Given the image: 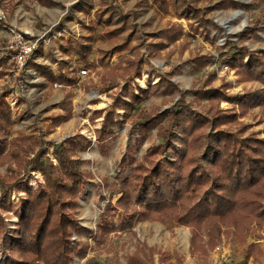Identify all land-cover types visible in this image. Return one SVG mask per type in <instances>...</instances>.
<instances>
[{
    "label": "trees",
    "instance_id": "obj_1",
    "mask_svg": "<svg viewBox=\"0 0 264 264\" xmlns=\"http://www.w3.org/2000/svg\"><path fill=\"white\" fill-rule=\"evenodd\" d=\"M150 1L158 11L172 13L179 22H170L166 29L150 34L148 44L130 49L117 63L106 59L123 53L127 46L117 47L95 62L91 61V46L80 43L73 47L68 41L64 52L76 57L77 66L62 62L63 71L57 76L48 68L36 67L52 87L60 84L70 88L63 102L55 107L62 113L48 119L46 133L10 137L15 125L14 111L7 93L0 94V168L7 166L9 172L7 180L0 176V264H73L77 258H87L93 246L102 247L114 233H130L136 238L135 226L151 218L189 229L192 256L207 257L235 237L247 245L246 259L264 258L261 246L247 243L251 237L264 241V138L259 133H247L248 127L240 121L259 108L260 122L264 123V49L250 50L229 41V50L221 55L240 83L257 82L263 87L261 91H246L240 98L227 93V84L190 90L181 92L172 107L151 115L142 108L143 104L163 88L177 90L173 77L178 68L158 74L146 67L151 68L153 61L170 59L174 52L168 50L184 39L197 35L209 39L210 21L204 18L205 11L197 7L200 0ZM5 2L0 0V9ZM246 7L232 0L217 5L222 9ZM74 8L87 15L92 11L87 1ZM95 15L99 25L103 23L105 14ZM180 21L186 22L187 31ZM98 28L90 25L91 31ZM120 32H104L102 38L117 39ZM250 34L251 31L241 35V41ZM186 49L184 46L181 54ZM7 62L8 59L0 60V79L6 74L2 68ZM214 62L213 55L194 61L198 67ZM83 69L94 72L99 82H81ZM144 75L150 77L146 88L138 83ZM153 78L157 79L154 84ZM210 78L209 85L214 77ZM79 82L85 91L92 87L112 99L109 107L96 110L90 118L92 124L101 120L94 130V139L78 133L59 144L46 141V134L72 119V89L80 86ZM189 94L193 95V102L206 99L207 108L196 110L194 103L186 100ZM223 102L231 107L223 109ZM128 124L133 145L119 164L118 185L110 189L108 197H103L107 205L95 229L85 227L78 215L91 175L87 178L81 170L80 154L93 144L101 154H107L111 149L109 140ZM154 134L158 143L138 159L135 151ZM34 173L43 177L42 181L36 179V187L30 186ZM13 193H17V201L13 200ZM126 262L185 264L178 253L161 251L140 239Z\"/></svg>",
    "mask_w": 264,
    "mask_h": 264
},
{
    "label": "rangeland",
    "instance_id": "obj_2",
    "mask_svg": "<svg viewBox=\"0 0 264 264\" xmlns=\"http://www.w3.org/2000/svg\"><path fill=\"white\" fill-rule=\"evenodd\" d=\"M81 1H87L92 8L90 15L73 9ZM223 1L200 0L196 2L197 7L205 11L204 18L210 21L209 39L204 35L184 39L176 47L173 46L168 50L174 52L170 59L153 61L151 68L146 67L148 71L153 70L158 74H165L178 68L173 77L177 90L171 92L163 88L152 94L142 106L149 114L156 115L172 107L181 98V92L190 90L220 88L227 84L230 85L228 94L243 98L246 91L258 92L263 89L257 82L240 83L238 76L229 66L230 70L223 73V66L227 64L223 63L221 55L229 50L226 45L229 41L237 43L238 47H247L250 50L264 49V15H262L264 0H232L248 5L244 9L217 8V5ZM96 12L105 14L104 19L107 23L105 27H99L96 34H92L88 32L86 26L94 21ZM170 22L178 23L179 21L172 13L165 14L158 11L150 0H6L4 7L0 9V60L8 59V62L2 68L6 74L0 79V94L7 93V101L14 111L15 125L9 136L16 137L22 133H46L48 119L61 114V112L52 111L56 109V105L52 106L50 102H56L65 97V92L70 91V88L62 86L61 89H55L47 80L34 74L31 69L33 63L49 66L53 61L63 58V55L58 53L57 45L60 44V39L65 40L62 38L64 35L80 34L79 40L91 35L94 38L92 41L94 54L91 61L95 60V62L102 60L106 53L112 52L117 47L127 46L123 53L118 52L112 59H106L110 63H117L119 57L128 55L130 49L148 44L151 41L150 34L166 29ZM180 23L187 31L186 22L180 21ZM10 29L24 34L26 40H39L37 55L35 53L31 57L28 66L23 71H19L16 67L14 55L10 50ZM113 31H121L117 39L100 38L104 32ZM250 31V37L241 41V35ZM53 40L54 43L50 44ZM184 46L187 49L184 54H181L180 51ZM141 51L145 53L144 50ZM206 55H213L215 62L198 67L194 63L195 59ZM72 63L76 64L75 60ZM51 68L54 71L57 69L56 65H52ZM86 71L88 72L87 77L81 78L80 81L88 85L90 82L97 84L99 78L94 72ZM211 76L214 79L209 85L208 81ZM149 81L150 77L144 75L138 83L146 88ZM156 81L157 79L153 78L152 84ZM89 89L85 91L83 84L72 89L75 94L74 101L72 100L74 103L73 117L67 124L56 128L52 134H46L44 138L46 141L59 144L78 133L94 139V130L99 127L101 120L92 124L90 118L96 110L109 107L112 99L106 94L100 95L92 87ZM193 99L192 94L186 96L188 102H193ZM193 103L198 111H203L208 106L206 99ZM229 107H231L230 104L222 103L223 109ZM240 121L248 127L247 133H259L260 137L264 138V123L260 122L259 108ZM129 129L128 124L117 133L115 138L109 140L111 149L107 154H101L96 144L80 154L81 170L86 177L91 175L86 193L80 199L78 215L85 227L95 229L98 218L107 205L103 197H108L110 189L118 185L116 175L119 164L133 145ZM158 141L154 134L135 151L136 157L140 159L147 148ZM7 168V166L0 168V176L6 180L9 175ZM33 177L35 180H30V186L36 187V179L42 181L43 177L39 173H34ZM12 198L17 201V193H13ZM134 232L137 234L136 238L130 233L110 235L102 247L93 246L87 258H77L73 264H127L126 257L134 253L137 239L146 242L151 247L156 246L161 251L178 253L184 259L185 264H264V258L261 256L246 259L247 245L235 237L223 243L209 256L202 257L190 254V230L178 227L175 223L163 224L151 218L138 223ZM247 243H254L264 249V241H258L255 237L249 238Z\"/></svg>",
    "mask_w": 264,
    "mask_h": 264
},
{
    "label": "crops",
    "instance_id": "obj_3",
    "mask_svg": "<svg viewBox=\"0 0 264 264\" xmlns=\"http://www.w3.org/2000/svg\"><path fill=\"white\" fill-rule=\"evenodd\" d=\"M49 3H51V2H49ZM46 4H48V3H46ZM48 5H50V4H48ZM51 6V5H50ZM75 11H77V12H80L81 13V11H78V10H76L75 8H73ZM92 12V11H91ZM84 13V12H83ZM96 13H99V12H96ZM96 16V15H95ZM94 16V21H92L91 23L89 22L88 23V25L86 26V29L88 30V32L89 33H92V34H96L97 33V30H95V31H91L90 30V25L91 26H94V27H105V25H106V23H107V21H105V19H103V23H101L100 25H99V22H98V19H96V17ZM34 34V33H33ZM66 34V33H65ZM103 35H104V33H103ZM103 35L100 37V38H102L103 37ZM54 37V36H53ZM62 38H65V40H63V39H60V41H59V45H57V47H59L58 48V53L59 54H62L63 55V58H61L60 60H56V61H53V63H52V65H56V71H54L52 68H51V66L52 65H50L49 64V66H47V65H41V63H33V67H32V71L34 72V74H38L43 80H47V78L44 76V75H42V73H43V71L41 70V72H38V68H36V67H42V68H48V69H50L56 76L57 75H59L62 71H63V65L61 64L62 62H68L69 63V66L70 67H75V66H77V62H76V57H70V56H68L65 52H64V50L66 49V47H67V43H68V41H71V44H72V46L73 47H75L77 44H80V43H83V44H86V45H89V46H91L92 48H93V54H94V47H93V44H92V41H93V37H91V35L90 36H87V37H83V38H81V40H79L80 39V34L78 35H70V34H67L66 36L64 35ZM55 39H56V37H55ZM52 43H54V40L50 43V44H52ZM38 53V52H37ZM37 53H36V55H37ZM93 56V55H92ZM40 57H41V55H40ZM65 58H66V60H65ZM73 60H75V63L76 64H74V63H72V61ZM55 63V64H54ZM28 66V65H27ZM48 81V80H47ZM64 100V97H62L61 99H58L56 102H53V101H51L50 102V105H52V106H55V105H58V104H60L62 101ZM74 101V100H73ZM73 106H74V103H73ZM52 111H54V112H56V113H58V112H61L62 113V111H61V109L60 108H56V109H53ZM67 124V123H66ZM65 125V124H64Z\"/></svg>",
    "mask_w": 264,
    "mask_h": 264
},
{
    "label": "built area",
    "instance_id": "obj_4",
    "mask_svg": "<svg viewBox=\"0 0 264 264\" xmlns=\"http://www.w3.org/2000/svg\"><path fill=\"white\" fill-rule=\"evenodd\" d=\"M10 50L14 55V60L16 63V67L19 71H23L28 65V61L31 57L39 50V40H26V36L22 33L17 32L14 29H10ZM229 67L227 65L223 66V73H227L229 71ZM81 78H85L87 76L86 70H81L80 72ZM55 89H61L62 85L55 84Z\"/></svg>",
    "mask_w": 264,
    "mask_h": 264
}]
</instances>
